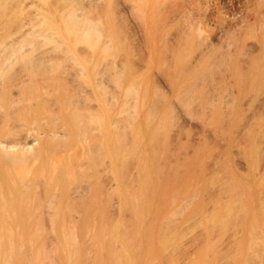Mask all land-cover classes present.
<instances>
[{
	"label": "bare ground",
	"instance_id": "1",
	"mask_svg": "<svg viewBox=\"0 0 264 264\" xmlns=\"http://www.w3.org/2000/svg\"><path fill=\"white\" fill-rule=\"evenodd\" d=\"M0 264H264V0H0Z\"/></svg>",
	"mask_w": 264,
	"mask_h": 264
},
{
	"label": "rangeland",
	"instance_id": "2",
	"mask_svg": "<svg viewBox=\"0 0 264 264\" xmlns=\"http://www.w3.org/2000/svg\"><path fill=\"white\" fill-rule=\"evenodd\" d=\"M6 170H7V169H6ZM7 221H9V224H10V225H7L8 223L6 224V220H5L4 223H3V224H5V225H4V226L2 225V226L4 227V231H5V232H6V231H10L11 227L14 228V226H12V220H7ZM194 222H195V225H196V226L199 225V220H198V221H194ZM9 226H10V227H9ZM6 227H7V228H6ZM8 227H9V230H7ZM5 228H6V229H5ZM12 230H13V229H11V231H10L11 233H10V232H6V233H8L9 235H5L6 233L4 232V235H5V236H4V240L10 238V239H9L10 241H9V240H7V241L12 242L11 240H14V239L16 238V237H12V236H11L12 233L15 235V232H13L15 229H14L13 231H12ZM14 235H13V236H14ZM8 236H11V237L14 238V239H11V237H8ZM169 236H170L171 238L174 237V236H172V235H169ZM5 238H6V239H5ZM5 242H6V241H5ZM7 243H8V242H7ZM7 245H9V243H8ZM8 250H9V249H8ZM11 251H12V250H11ZM12 252H13V251H12ZM12 252H10V253L12 254ZM4 254H5V253H4ZM7 255H8V254H6V256H7ZM10 256H12V255H10ZM7 258H9V256H8ZM10 258H11V257H10Z\"/></svg>",
	"mask_w": 264,
	"mask_h": 264
}]
</instances>
